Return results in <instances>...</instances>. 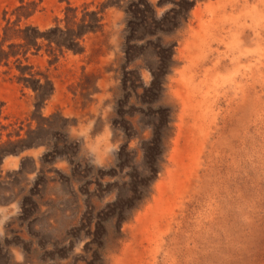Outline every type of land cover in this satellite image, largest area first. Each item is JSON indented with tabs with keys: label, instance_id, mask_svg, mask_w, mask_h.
Segmentation results:
<instances>
[{
	"label": "rangeland",
	"instance_id": "rangeland-1",
	"mask_svg": "<svg viewBox=\"0 0 264 264\" xmlns=\"http://www.w3.org/2000/svg\"><path fill=\"white\" fill-rule=\"evenodd\" d=\"M107 1L0 0V264H264V0H194L162 35V87L126 101L117 87L135 70L113 71L124 15ZM147 41L131 57L155 66ZM148 99L167 106L165 148L113 204L143 168L145 141L122 135Z\"/></svg>",
	"mask_w": 264,
	"mask_h": 264
},
{
	"label": "trees",
	"instance_id": "trees-1",
	"mask_svg": "<svg viewBox=\"0 0 264 264\" xmlns=\"http://www.w3.org/2000/svg\"><path fill=\"white\" fill-rule=\"evenodd\" d=\"M108 5L112 4L117 7H119L122 12H123V26H122V36L124 38L123 40V53L121 56V61L113 69V71L116 73V78L119 79L121 82V79H123V75L125 72H127L126 76H128L129 71L135 70V74L132 73V77L128 78L126 77L125 80H128V86L125 87V89H128L127 92H125L124 87L122 85H118L117 89L123 92L120 95V98L124 97L125 101L129 99V97L134 96L135 97H141L142 92L146 94L151 93L154 94L156 93V88H161L162 87V81H163V75L167 73V70L171 66L170 64V55H171V44H169L167 41H163L162 35L166 33V30H173L176 27L180 25L181 22L184 21L188 10L192 7L194 4V0H155L154 2H150L148 0H109L106 2ZM106 4V6H107ZM167 4V8L164 9L157 18L156 17V9L160 7V5ZM164 6V5H163ZM96 21L93 20L91 24L87 25V28L93 27L94 22ZM93 24V25H92ZM165 38V37H164ZM137 39L136 43H133ZM146 45L151 41V45H149V49H152L153 57H151L152 60L157 61L155 63V66L148 65L146 62L144 63H136L137 60H139L141 57L139 54V50L137 53L135 52V56L131 57L132 52H134V49H136V46L140 45L139 43L146 41ZM132 41L133 44L130 42ZM29 42H23L22 45L23 47L25 46V49L21 52V55L25 53L27 50ZM155 47H154V46ZM11 47L8 46V49ZM147 47V48H148ZM162 51H167L166 56H162ZM0 54H2V50L0 49ZM15 52L11 51L10 49L3 54V57H6L8 55H14ZM128 57L130 59H128ZM19 61V59H18ZM162 62V65L160 66V63ZM131 66V68H128ZM141 68H146L148 71L149 78L147 80L146 86L142 88L141 82L139 80V73ZM132 69V70H131ZM161 71V72H160ZM22 72V71H20ZM136 76V77H135ZM43 78H45L43 76ZM19 80L29 82L28 78L25 77H19ZM32 80V79H31ZM30 80V82H32ZM124 80V79H123ZM34 85L32 86V90L35 92L34 98L37 99L36 105L41 106L43 101L47 98V96L51 92V83L49 80L46 78L42 83H39V79L33 80ZM47 85V89L44 88V86ZM140 87L141 91L137 92V88ZM45 89V91H44ZM129 92V93H128ZM130 95V96H129ZM143 100V99H142ZM139 101V100H138ZM145 105V107L141 108V115L139 116L140 119H136L135 121L131 120H125L128 125V129H132V132L130 133L129 136L126 137L127 131L123 133V138L124 141L127 139H138V144L140 142H144V149L143 153L142 151L140 153L145 154V158L143 157L144 164L143 168L138 170V172H134L132 169L130 173V177L127 180V185L128 188L126 190V193L123 196H119L118 193H116L118 196H116L115 200H113L114 203H120L123 202L124 198H127L128 196L132 195V185L134 183H138L140 180L146 179V175L150 174L149 172V165L148 158H147V153L149 151H152V158H153V163L159 166V161L161 159V154L162 150L165 148L163 144H165L166 140V134L169 129L168 123L170 121L169 117L165 115V113H161V108L158 107H167L163 106L160 104H157L158 100H153L149 101H139ZM35 103V102H34ZM119 103V102H118ZM117 105V99L115 101V105L112 107V112L113 109L115 111L116 109L119 108V105ZM117 115L120 116L121 112L118 110L116 111ZM138 117V118H139ZM150 118V119H149ZM166 119V120H165ZM163 125H160L162 124ZM160 125V126H159ZM138 128V129H137ZM129 129V130H130ZM148 133V137L146 140H143L141 136L146 132ZM147 141V142H146ZM122 142L118 145L120 146ZM123 146L120 148V154L123 153L124 150ZM153 149V150H152ZM151 153V152H150ZM131 158V157H129ZM147 161V163H146ZM154 171L155 168L154 167ZM153 181L152 179H147L142 185L141 188L137 190L135 193L134 197L137 198L134 201L132 200V206L128 209H122L120 208L119 212L123 210V215L121 216L118 221L116 218V214L113 216H109L107 220V225L108 227L115 226V224L118 225L120 228L121 223L126 219V217L129 215L132 209L136 207L138 204V201H140V198L142 195H145L148 191L149 185ZM129 183V184H128ZM145 186V190L143 187ZM148 186V187H147ZM137 195V196H136ZM117 197H121L120 200H117ZM105 210V209H104ZM122 214V212H120ZM115 223V224H114ZM100 262V261H99ZM99 264H102L101 262Z\"/></svg>",
	"mask_w": 264,
	"mask_h": 264
}]
</instances>
